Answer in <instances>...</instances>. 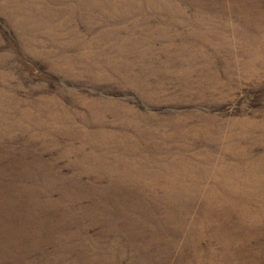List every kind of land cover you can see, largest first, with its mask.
<instances>
[{"label":"rangeland","instance_id":"obj_1","mask_svg":"<svg viewBox=\"0 0 264 264\" xmlns=\"http://www.w3.org/2000/svg\"><path fill=\"white\" fill-rule=\"evenodd\" d=\"M0 264H264V0H0Z\"/></svg>","mask_w":264,"mask_h":264}]
</instances>
